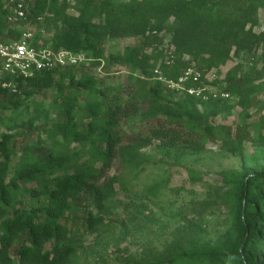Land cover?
<instances>
[{
    "label": "trees",
    "instance_id": "16d2710c",
    "mask_svg": "<svg viewBox=\"0 0 264 264\" xmlns=\"http://www.w3.org/2000/svg\"><path fill=\"white\" fill-rule=\"evenodd\" d=\"M73 1L77 15L68 12L69 0H0V39L18 38L28 24L43 25L52 33L43 43L92 58L89 66L17 78V92L0 86V264H71L82 248L77 234L103 222L116 183L150 165L141 149L153 141L183 150H201L209 141L238 150L247 139L264 142V118L247 122L252 106L264 107V97L256 99L264 92V66L239 76V65L228 71L220 87L227 99L176 95L150 79L163 57L157 48L162 30L174 55L163 67L167 77L186 67L184 55L202 72L226 64L231 53L254 56L264 49V32L253 31L264 0ZM18 3L25 18L14 28L7 17ZM134 35H142L139 44L105 54L107 39ZM101 62L103 70L128 68L126 79H99L94 68ZM234 105L241 111L233 129L213 122ZM23 134L34 137L19 145ZM221 174L225 180L206 202L227 207L224 231L207 236L199 225L179 226L162 248L124 250L120 263L264 264V165L244 162Z\"/></svg>",
    "mask_w": 264,
    "mask_h": 264
},
{
    "label": "rangeland",
    "instance_id": "374dc122",
    "mask_svg": "<svg viewBox=\"0 0 264 264\" xmlns=\"http://www.w3.org/2000/svg\"><path fill=\"white\" fill-rule=\"evenodd\" d=\"M69 2L72 6L68 12L77 15L78 12L73 7L74 1ZM28 28L36 31L43 29L42 34L46 38L52 34L43 25L38 28V25L28 24L23 29ZM253 31L264 32V8L258 10V24ZM147 34L148 31L145 35ZM157 35L160 39L157 48L164 54L172 47L169 35L165 30ZM141 38L142 35L109 38L104 43V52L109 54L123 51L126 46L139 44ZM147 51L149 52L150 48ZM102 64L94 69L97 77L107 82L125 80L129 73L128 68L118 65L103 70ZM237 65L240 68L238 76L252 68L261 69L264 66L263 47L257 48L254 56L231 53V58L226 64L210 69L215 71V78L210 75L207 83L220 88L224 84L226 73ZM135 75L139 76L140 73L136 72ZM50 96L51 94H48V98ZM263 97L264 92L256 95L258 100ZM234 101V97L230 98L231 103ZM258 104L249 109L248 123H259L264 118V107L261 103ZM32 107L31 105L30 109ZM240 111L241 107L234 105L231 114H220L213 122L233 129L234 124L239 121ZM26 114L22 115L24 119ZM137 120L129 118L128 123H137ZM247 130L251 137H255L252 127ZM262 134L264 135V128ZM33 135H30L31 138L26 134L17 136L18 144L33 139ZM141 151L149 159L150 165L138 176L128 175L125 180L115 184V191L103 209V222L92 233L81 229L77 234L82 241V248L72 256L71 264H121L118 255L124 250L137 252L145 247L160 249L171 239L177 227L187 224L203 227L207 236L221 233L229 225L228 209L220 200L213 205H207L208 201L206 202L214 187H219L225 180L221 172L238 171L244 162L247 165H264V142L253 145L252 139L244 140L239 150L234 146L222 147L219 141H209L201 150L170 148L153 141ZM189 171L200 173L202 178L190 177Z\"/></svg>",
    "mask_w": 264,
    "mask_h": 264
},
{
    "label": "built area",
    "instance_id": "2783aa9c",
    "mask_svg": "<svg viewBox=\"0 0 264 264\" xmlns=\"http://www.w3.org/2000/svg\"><path fill=\"white\" fill-rule=\"evenodd\" d=\"M23 18H25V11L22 4L18 3L8 15L7 20L16 28ZM38 31L40 32L39 39L36 38ZM38 31L31 28L21 29L16 39H0L1 87L17 92L15 81L17 78H26L42 70L90 65L92 58L85 52H73L65 48L55 49L50 42L43 43V38H46L42 34L44 30L38 29ZM172 50L173 47H170L160 58L159 63L152 70L151 80L160 83L176 95L193 96L204 101L229 98V92L207 83L210 75L215 78V71L202 72L195 62H190L186 55L182 59L187 62V65L181 73L176 77H167L163 72V67L173 64ZM2 77H9V79L3 80Z\"/></svg>",
    "mask_w": 264,
    "mask_h": 264
}]
</instances>
